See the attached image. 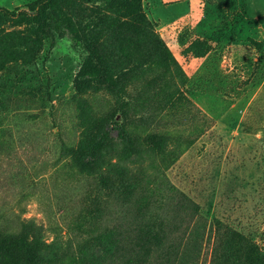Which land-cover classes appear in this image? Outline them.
<instances>
[{
    "label": "rangeland",
    "instance_id": "obj_1",
    "mask_svg": "<svg viewBox=\"0 0 264 264\" xmlns=\"http://www.w3.org/2000/svg\"><path fill=\"white\" fill-rule=\"evenodd\" d=\"M35 1L0 0V9L15 12ZM138 2L149 23L138 42L118 38L116 25L129 16L116 9L117 0L63 4L90 29L119 14V21L111 22L118 40L110 81L91 84L83 97L73 88L81 57L67 40L41 46L33 26L1 25L0 123L6 133L0 138V213L11 217L24 209L23 218L34 219L45 241L59 235L63 241L64 224L87 192L94 195L97 172L80 171L70 160L55 167L57 135L73 148L93 146L98 154L114 151L113 156L131 150L133 135H158L166 142L160 141L154 160L157 148L142 146L116 165L146 175L156 167L170 186L199 206L208 225L198 264H209L214 219L264 248V0ZM189 7L190 14L183 16ZM213 19L216 27L207 35L202 22ZM150 36L168 48L171 64L157 62L160 54ZM211 39L224 45L221 70L214 56L196 59L203 52L193 44ZM32 61L40 64L38 80L51 85L48 102L42 87L29 90L8 81L10 67ZM194 101L214 119L231 109L214 121Z\"/></svg>",
    "mask_w": 264,
    "mask_h": 264
},
{
    "label": "trees",
    "instance_id": "obj_2",
    "mask_svg": "<svg viewBox=\"0 0 264 264\" xmlns=\"http://www.w3.org/2000/svg\"><path fill=\"white\" fill-rule=\"evenodd\" d=\"M75 1L82 0H37L15 12L0 9V27L6 22L33 26L41 46L52 47L57 40H67L81 57L73 88L83 97L91 84L110 81L113 52L117 48L114 44L118 40L112 34L111 22H118L119 14L105 17L102 25L90 29L64 10L63 4ZM116 9L126 11L123 15L129 16L116 25L118 38L143 40L144 28L149 23L141 13L138 0H117ZM149 38L160 54L157 62L171 64L174 57L163 42L153 36ZM209 41V44L198 41L193 44L203 52L202 57L197 55V60H209L210 55L216 59L222 57L224 46L218 41ZM39 65L33 61L13 65L7 72L8 81L11 86L29 90L42 87L44 101L48 102L51 85L38 80ZM186 91L190 97L187 87ZM5 133L6 128L0 123V138ZM157 136L133 135L131 150L125 148L113 156L114 151L98 154L93 146L73 148L58 134L60 154L54 166L70 160L76 162V169L80 171L97 172L94 195L87 192L79 211L64 224L63 241L58 240L60 235L51 242L45 241L42 228L34 219L23 218L24 209L10 213L11 217L1 212L0 264H198L208 225L200 215L199 206L170 186L156 167H151V173L146 175L116 165L139 153L137 148L142 146L157 148L152 150L154 160L158 148L166 142ZM212 225L215 234L209 264H264V248L234 233L217 219L210 223L209 229ZM226 233L228 240L224 243Z\"/></svg>",
    "mask_w": 264,
    "mask_h": 264
},
{
    "label": "crops",
    "instance_id": "obj_3",
    "mask_svg": "<svg viewBox=\"0 0 264 264\" xmlns=\"http://www.w3.org/2000/svg\"><path fill=\"white\" fill-rule=\"evenodd\" d=\"M188 14H190V7H189V9L187 10V12L183 15V16H186V15H188ZM180 17H182V16H180ZM167 23H169V22H167ZM167 23H165V24H167ZM216 21H203L202 22V26L204 27V29L206 30V32L207 33H205V34H207V35H211L214 31H212V32H210L209 34H208V30H211V29H213V28H215L216 27ZM221 46H224V45H221ZM226 46V45H225ZM223 54H225V52H224V49L221 51V55H222V57L220 58V56H218V58H220V59H217L218 60V63L220 62H222L221 64H218V68L221 70V68H224V65H223V63H224V61L225 60H223L224 59V57H223ZM211 56V55H210ZM194 103L196 104V106H198V108H200V110H202V112H204L210 119H212V120H214V121H218V120H220V119H222L224 116H226V115H228V113H229V111H230V109L231 108H229L228 107V109H226L225 110V112L222 114V116L221 117H219V118H217V119H214V118H212L211 117V115H209L203 108H202V106L200 105V104H197L195 101H194Z\"/></svg>",
    "mask_w": 264,
    "mask_h": 264
}]
</instances>
